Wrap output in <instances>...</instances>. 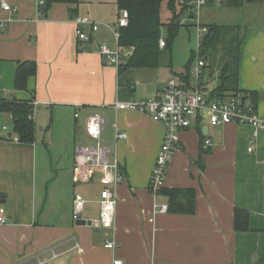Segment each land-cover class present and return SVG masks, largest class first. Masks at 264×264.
Listing matches in <instances>:
<instances>
[{
    "label": "crops",
    "instance_id": "obj_1",
    "mask_svg": "<svg viewBox=\"0 0 264 264\" xmlns=\"http://www.w3.org/2000/svg\"><path fill=\"white\" fill-rule=\"evenodd\" d=\"M6 1L14 13L0 29V103H32L36 134L33 144L9 139L16 138L12 116L0 111V208L7 217L0 225V264H264V131L236 124L212 127L206 118L193 119L179 134L181 150L169 164L164 189L193 190L194 213H160L168 198L151 193L149 184L164 128L148 114L118 110L115 103L156 97L166 88L168 73L157 68L120 73L108 65L100 46L114 50L117 43L105 27L95 33L87 29L90 41L79 40L75 18L112 26L119 16L117 3L54 4L43 18L39 5L44 0ZM234 9L258 10L254 23L230 27L241 28L245 36L239 91L260 96L254 105L264 117V3ZM0 18L10 15L0 10ZM121 53L124 65L132 49L121 47ZM27 61L36 63L37 74L28 80L27 91H16L17 64ZM172 66L171 60H161L160 67ZM93 114L105 119L102 142L113 148L124 175L117 191L114 252L104 247L107 230L77 226L72 219L75 194L86 201L84 220L99 215V180L75 184L73 179L75 147L93 144L85 129ZM58 124L61 130L55 133ZM115 124L127 140L116 143ZM206 140L212 145L204 149ZM236 210L248 214L246 232L234 228Z\"/></svg>",
    "mask_w": 264,
    "mask_h": 264
},
{
    "label": "built area",
    "instance_id": "obj_2",
    "mask_svg": "<svg viewBox=\"0 0 264 264\" xmlns=\"http://www.w3.org/2000/svg\"><path fill=\"white\" fill-rule=\"evenodd\" d=\"M210 1L222 4L224 0H194L193 10L190 20L196 23L198 38L201 44L202 38L208 33V28L199 24V13ZM181 3H183L181 1ZM44 1L40 3V8ZM0 10L9 14L8 20L0 18V29L7 26L11 21L14 10L6 0H0ZM185 19L180 21L183 26ZM129 24L128 12L121 11L117 23L106 25L91 21L88 17L75 18L76 34L81 41H90L91 37L87 33L90 29L92 33L98 32L102 27L107 28L113 35L117 47L112 50L106 45L100 46V54L110 66L119 68L123 61L121 47L119 46L120 32L123 27ZM161 49L165 47V40L159 41ZM198 46V49H199ZM198 54V53H197ZM205 59L198 54L197 66L191 69L192 83L188 86L185 80L180 78L171 80L166 88L156 97L146 100L134 101L130 103H115V108L122 111H132L148 114L153 122L160 124L164 128L163 142L157 155L154 168L151 173L149 190L154 195H159L165 186L166 175L173 155L181 150V131L192 125V120L198 117L206 118L212 127L225 126L229 124L250 126L256 131H264V117L259 115L257 108L242 93L222 96L215 93V86L210 81L202 82L204 68L207 66ZM133 90L134 86H130ZM77 117V115H76ZM105 119L99 114L89 116L86 122V135L93 143L90 145H78L74 150L73 179L75 184L90 183L98 179L102 190L99 199V215L90 220L91 226L96 230H107L109 232L104 247L112 252L118 248L115 237V220L118 206L117 191L124 181L117 154L113 148L102 142V136L106 129ZM116 143L127 140V133L120 131L114 125ZM6 130V128H4ZM19 142L18 138H13ZM212 142L206 140L204 149L211 147ZM250 152L253 151L251 147ZM86 201L81 194H75L73 201L72 219L77 223L82 218L85 211ZM167 205L159 207L160 213H166ZM88 222L87 220H85ZM7 223L6 212L0 208V225ZM75 249L79 254L84 252L78 242ZM56 255L53 254V258ZM38 264H47L40 261ZM114 264H123L121 260H115Z\"/></svg>",
    "mask_w": 264,
    "mask_h": 264
},
{
    "label": "trees",
    "instance_id": "obj_3",
    "mask_svg": "<svg viewBox=\"0 0 264 264\" xmlns=\"http://www.w3.org/2000/svg\"><path fill=\"white\" fill-rule=\"evenodd\" d=\"M181 1L183 3H181ZM194 0H117L119 14L128 12L129 24L119 30V46L132 49V54L127 62L119 67V72L128 69H156L161 66V57L164 53L172 55L173 44L183 27L180 21L192 17V2ZM80 0H44L40 8V16L45 18L54 4L78 5ZM167 4L170 11V19L167 23L162 21V7ZM264 3V0H227L223 4L231 8H240L244 4ZM208 33L202 38L198 49L201 58L209 63L204 68L202 82L217 81L215 93L222 96L242 93L238 88L240 49L244 41L243 30L239 27L220 26L213 24L207 26ZM162 29L166 30L167 37L165 47L159 46ZM193 52L185 73L178 78L191 85V63L195 59ZM223 63L219 70H215L217 64ZM225 63V64H224ZM209 69L206 77L205 70ZM37 74L35 62H19L17 64L14 89L27 91L28 80ZM246 99L256 104L260 98L258 94H244ZM0 111L12 116L13 134L21 144H33L35 141L36 125L33 120L35 106L28 101L3 100L0 103ZM13 139V137H9ZM168 198L167 212L171 214H193L195 209V194L193 190L162 189L159 193ZM234 228L237 232L248 230V214L236 210Z\"/></svg>",
    "mask_w": 264,
    "mask_h": 264
},
{
    "label": "rangeland",
    "instance_id": "obj_4",
    "mask_svg": "<svg viewBox=\"0 0 264 264\" xmlns=\"http://www.w3.org/2000/svg\"><path fill=\"white\" fill-rule=\"evenodd\" d=\"M117 0H104V2L107 5H113L116 3ZM212 5V6H210ZM207 7H204L201 12L199 13V24L201 25H208V24H217L220 26H230L232 24H235L236 22H241L245 24L246 20L251 21L255 20L257 21V14L258 10L254 14H249L245 10H238L234 9L231 7H228L226 5H213L210 4ZM256 7V6H254ZM261 10V9H259ZM170 11L167 7V4H163L162 7V21L164 23L168 22V19H170ZM185 23L183 27L180 29V32L173 44L172 48V55L170 56L169 53H164L163 56L161 57L162 63H167L172 61V70L171 68H165V67H159L157 68L159 71H166L168 73V78L167 84L174 79H177L178 76L173 74L174 71H184L186 66L189 64L193 52H195V59L191 63V69H195L197 66V61H198V46L200 43V40L198 38V29L195 26L196 23L189 18L185 17ZM118 17L115 21L114 24L117 23ZM264 22V19H262ZM254 23V22H253ZM244 34V30L242 32ZM167 33L165 29H162V36L161 39H166ZM209 64V63H208ZM225 64V63H224ZM223 63L217 64L215 70H219L220 67H222ZM206 77L209 74V69L207 68L205 70ZM211 85L215 86L217 84V81H211ZM151 99V98H150ZM60 126L62 125H57L55 133H58V131L61 130ZM60 129V130H59Z\"/></svg>",
    "mask_w": 264,
    "mask_h": 264
},
{
    "label": "water",
    "instance_id": "obj_5",
    "mask_svg": "<svg viewBox=\"0 0 264 264\" xmlns=\"http://www.w3.org/2000/svg\"><path fill=\"white\" fill-rule=\"evenodd\" d=\"M227 1V0H224V2ZM223 2V3H224ZM77 226H91V222L88 221L86 222L85 220H80L76 223Z\"/></svg>",
    "mask_w": 264,
    "mask_h": 264
}]
</instances>
